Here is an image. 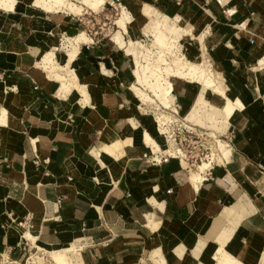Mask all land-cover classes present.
Wrapping results in <instances>:
<instances>
[{
    "label": "crops",
    "instance_id": "1",
    "mask_svg": "<svg viewBox=\"0 0 264 264\" xmlns=\"http://www.w3.org/2000/svg\"><path fill=\"white\" fill-rule=\"evenodd\" d=\"M148 1L127 0V5L138 9L147 3L149 12H140L149 18L145 28L159 21L172 26L180 58L210 69L229 98L245 97L243 107L226 120L234 133L223 152L226 160L216 163L212 179L198 180L193 191L176 157L150 163L145 143L160 148L143 128L148 117L133 116L135 98L140 101L132 87L139 85L137 78L135 83L124 79L106 55L99 56V47L82 45L91 40L87 36L72 61L75 82L86 95L58 93L56 80L39 65L48 52L64 55L52 44L58 37L53 21H44L46 15L36 9L16 13L15 3L12 10L0 8L5 92L0 93V114L6 111L13 134L0 131V253L8 259L21 253L26 240L34 242L18 226L28 215L38 250L73 248L72 264H214L219 247L246 264H264V0ZM32 4L50 12L36 0ZM153 5L172 17H159ZM186 36L199 48L186 44L180 53L179 39ZM169 79L172 89L175 80L185 82L192 97L181 116L211 123L212 116L196 101L203 93L208 104L220 106L223 95L204 89L195 78ZM18 94L30 96L26 105L5 108V96ZM172 96L171 91L170 106ZM193 106L198 109L192 111ZM120 114L133 121L134 129L129 142L115 146L125 123L114 118Z\"/></svg>",
    "mask_w": 264,
    "mask_h": 264
},
{
    "label": "rangeland",
    "instance_id": "2",
    "mask_svg": "<svg viewBox=\"0 0 264 264\" xmlns=\"http://www.w3.org/2000/svg\"><path fill=\"white\" fill-rule=\"evenodd\" d=\"M69 1L74 3V7L79 8V10H71L68 6L59 4L53 5L49 9L44 7L45 9L50 10L49 12L34 6L32 4V0H15V2H13V7L15 3L14 11L21 14L25 13L26 15L27 12H33V9H36L37 14L46 15L45 17H43L44 21L48 19H51L53 21V32L54 34L58 33V37L56 38V42L52 44L54 46H58L59 49L56 50L57 53H64V55L62 56L64 62H68L67 54L70 51L71 36L77 32H82L85 37L88 36L91 38L90 41L82 45L99 47V49H101L102 51V54H99V56L106 55V60L110 61L112 65L115 64L114 66L117 69L116 73L121 74L124 79L132 83L136 82V74L134 75L133 69L135 67L134 62L137 59V61H139V64H141V71H146L147 76L152 71H155L156 74L160 72V75H162V77H165L167 76V73L171 72V70H168V68L174 69V66L172 65L174 64L173 60L180 58L179 54L177 53V38L174 37L170 31V28L173 29V27L166 24V22H150V25L145 28V25L149 22L148 16L142 15L140 13V7L136 9L134 7L128 6L127 0H106V2L99 8H93L91 6L88 7L82 4L79 0ZM147 2L149 1L147 0ZM214 2H216V0L204 1L206 5H211ZM153 7L159 12V17H162L165 14L169 18L172 17V15L167 13L166 11H160L156 5H153ZM54 9H58L59 11L53 12ZM123 9L124 11L128 12V15L131 16L133 21L130 22L127 28V32L122 31L121 28H119L117 25V20L120 16H122ZM0 12H4V10L0 9ZM66 20L69 22L66 23ZM151 24H154V29L151 28ZM177 24L182 25V21H179ZM44 29L46 30V28ZM151 34H153V36ZM111 38L119 46L125 47V50H127L131 46L133 49L130 48V50L128 49L129 51H126L128 53L130 52L129 55L124 51V49L119 48L115 43H113ZM87 40L89 39L87 38ZM130 41L132 43H129ZM179 41L180 44H182V46L178 48L180 53L185 52L186 44H190L196 49L199 48L198 41L195 39H190L187 36L181 37ZM78 47L79 46H77V48ZM133 50H135L134 53L135 55L137 54L136 56L134 54H131V51L133 53ZM55 56L56 54L53 53L51 56V58L53 57L52 62L50 64L47 65L42 62L39 65H41L42 68L43 65H47L48 68H46V70L49 71V74H51L52 78L56 81L58 77L55 74L57 73L68 80L70 74L68 63L63 66L64 63L59 60V55H57V58L54 59ZM210 56L212 55L210 54ZM36 58L37 61L40 60L39 55ZM210 62L212 63L211 60ZM142 66L144 68H142ZM39 70L42 69L39 68ZM166 70L169 72H165ZM113 76L114 75L110 74V77ZM168 77L171 78L173 76ZM153 78L150 75L149 78H145L147 80L145 82H140V80H138L137 78L139 85L135 86L136 88H138L135 90H137L136 93L138 94L140 101L135 98V101L137 102L136 104L138 105L134 106L133 116H135L136 114L137 119H139V117H143L142 114L148 117L150 122L149 124H147V127L143 128H145L149 132V134L156 140L159 145L160 149H154V153L159 152L164 155L162 161L163 159H165V157H167L166 155L169 153L165 152V149L162 147L160 140H158V138H156L152 133L154 131V127H158L162 130V134L160 135L159 133L157 135L163 141L164 145L165 141L162 136L165 137L172 155H178V157H180L184 161V164H182L184 167V176L187 177L191 172H194L197 169V165L201 164L203 161H210L213 165H215L216 163L220 164L221 160L219 155L225 158V153H223L221 149H219L218 151L216 140L219 139L221 140V143L230 144L234 135V133L232 134L229 130H227L226 120H216L211 121V123L207 121L209 119L206 120L205 118L201 120H193L199 125L187 122L180 114V112L182 110H185L186 106L190 105L192 102V97L189 95V93H187V90L184 87L185 82L180 80L174 81V86L172 89V93L174 96L172 107L176 109L175 113V110H172L171 108L162 107V105H160L162 104V102L160 103L159 98L154 94H151L153 92L151 91V87L147 86V82L156 81ZM123 89L125 90V92L131 93V95L134 96L130 89ZM138 91L143 94V97H145L144 99L139 95ZM162 115L169 116V120L165 121L166 124L164 126L160 124V122H158L156 119V116ZM120 116L122 117V114L118 115L117 117L114 116V118L121 122L125 121V119H123V117L121 118ZM184 129H188L189 132L186 130L184 132ZM109 140H111V138ZM227 148L230 149L229 145L227 146ZM146 149L147 150L145 151L144 158L151 163V157L153 156V154L150 155V147H147ZM37 161L38 163L34 162L35 165H38L40 163L38 159ZM27 217L28 222L23 228V231H29L31 233V218L28 215ZM33 240L37 244V239ZM34 242H32L29 246H24V248H22L21 250V253H19V255L16 254L12 259H8L6 254L4 252H1L0 264H72V254L75 252L73 248H60L58 251L57 249L55 251L47 250V252H49L48 257V253L44 251L45 247L42 248L43 251L38 250L39 248ZM60 250L62 253L60 252ZM59 253H61L63 256H59ZM49 259H51V261L53 262L51 263ZM67 259L68 261H66ZM12 260H14L15 262H12Z\"/></svg>",
    "mask_w": 264,
    "mask_h": 264
},
{
    "label": "bare ground",
    "instance_id": "3",
    "mask_svg": "<svg viewBox=\"0 0 264 264\" xmlns=\"http://www.w3.org/2000/svg\"><path fill=\"white\" fill-rule=\"evenodd\" d=\"M82 4L86 5V6H91L93 8H99L102 4H104L106 2V0H79ZM13 2L14 0H0V8H3L5 10L7 9H12L13 8ZM36 3L37 4H40L42 5L43 7L45 8H51L53 5H66L68 6L71 10H79V8H75V4L72 3L71 1L69 0H36ZM149 5L145 2H142L141 6H140V12H143V13H148L149 12ZM162 8V7H161ZM208 13V12H207ZM210 15V14H209ZM167 17V16H166ZM179 17V16H178ZM130 22H133L132 19L129 17L128 15V12L124 11V9L122 10V16H120L117 20V25L119 28H121L122 31L124 32H127V28L130 24ZM160 25V24H159ZM244 25H246L244 23ZM246 27V26H245ZM187 28V27H186ZM189 29V28H188ZM170 31H173L172 28H170ZM184 31V30H183ZM190 31V30H189ZM186 32V31H185ZM205 33V32H204ZM203 37V36H202ZM86 37L82 34V32H77L76 34L72 35L71 36V41H70V51L68 52L67 54V57H68V62H64L63 60V57L59 55V60H61L62 63H64L63 66H65L66 63H68V67L70 68L69 72V78L68 80L62 75L60 74H55L58 78H57V81H56V87H55V90L56 91H60L61 89L65 92V93H68L69 95H71V93L73 91L77 92V93H85L86 95V92L82 90V88H80L78 85H77V82H75V72L72 68V61L73 59L75 58L76 54H77V46H80V44L84 41H86ZM119 41V40H118ZM129 43H132L131 41ZM128 45H131V44H128ZM128 45H127V48H128ZM232 45V44H231ZM133 46V45H132ZM130 48H132L130 46ZM130 48H128L130 50ZM126 49V48H125ZM127 49V50H128ZM133 49V48H132ZM204 49V48H203ZM125 50V52L127 51ZM128 50V51H129ZM135 50H133V53L131 51V54H134L135 55ZM128 53V52H127ZM130 53V52H129ZM50 55V56H49ZM137 55V54H136ZM135 55V56H136ZM52 54H50L49 52L46 53L43 57V63L45 64H50L52 62V58H51ZM133 57V55H132ZM137 59V58H136ZM134 60V59H133ZM138 60V59H137ZM135 60L134 62V73L136 74V78H138V80H140V82H145L147 81L145 78H149L150 75L151 77L156 80V81H151V82H147V86L151 87V91L153 93L151 94H154L155 96H157L160 100V103L162 102V107L164 108H171L172 110H174L175 108L170 106L168 104V96H170L171 94V91H172V83H171V79H169L168 76H184V77H191V78H195L196 81L199 80L201 81V83L203 84L204 86V89L206 88H211L215 91H217L218 93L222 94L223 95V101H220L222 102L220 106H215L213 104H208L207 100L205 99L203 93H200L197 101H196V105L197 104H201L203 105V110L206 112V113H209L211 116H212V119L213 121H216V120H228V118L233 114L234 110L236 108H240V107H243V104H244V99L245 97L243 96V94L240 96H236L235 98L231 99L229 98L228 96L225 95V91H223L222 89H220L219 86L216 85L215 83V79H216V76H213L211 74L212 71H210V69H208L207 67H203V66H199L197 64H195L194 62H190V61H187V60H184L183 58H178V59H175L173 60L174 61V64H172L174 67V69H169L168 70H171L170 73H167V76H163L160 75L161 73L158 72L157 74L155 73V71H152L148 76H147V73L146 71H141V64H139V61ZM161 60V59H160ZM204 62V60H203ZM234 62V61H233ZM205 64V63H203ZM45 66L43 65V69L46 70V68H48V66ZM210 65V64H209ZM156 66V65H155ZM170 66V65H169ZM149 67V66H148ZM162 67V66H161ZM171 67V66H170ZM142 68H144L142 66ZM210 68V67H209ZM161 69V68H160ZM167 69V68H166ZM154 70V69H153ZM165 70V69H163ZM162 70V71H163ZM47 71V70H46ZM151 71V70H150ZM157 71V69H156ZM160 71V70H158ZM256 71V70H255ZM165 72H169V71H165ZM257 72V71H256ZM237 73V72H236ZM251 73V72H250ZM163 74V73H162ZM51 76V75H50ZM235 76V75H233ZM215 77V79H214ZM257 77V76H256ZM63 79V80H61ZM187 79V78H186ZM184 80V79H183ZM65 81V82H64ZM188 81V80H187ZM258 83V82H257ZM239 84V82H238ZM129 85V84H128ZM235 86V85H233ZM134 91L137 92V90L135 89H138L136 88L135 86H132ZM192 87V86H191ZM235 88V87H233ZM132 89V88H131ZM200 89V88H199ZM150 90V89H149ZM238 90V89H237ZM227 91V90H226ZM259 91V90H258ZM0 93L2 94H5L4 92V88L1 87L0 85ZM139 95L144 99L145 97H143V94H141V92H139ZM136 94V93H135ZM145 94V93H144ZM138 95V94H137ZM153 95V96H154ZM228 95V94H227ZM255 95V94H254ZM197 96V95H196ZM216 96V95H215ZM233 96V95H231ZM80 97V96H79ZM136 97H139V96H136ZM173 97V96H172ZM149 98V97H148ZM156 98V97H154ZM157 98V99H158ZM255 98V97H254ZM30 99V96L28 94H18V95H15L14 97H11V98H7L5 96L4 98V103H5V108H9L10 109L12 107H24L27 103V101H29ZM173 99V98H172ZM215 100V98H214ZM253 101V100H252ZM171 102V101H170ZM215 103V102H214ZM261 103V102H260ZM164 104V105H163ZM250 105V104H249ZM249 107V106H248ZM247 107V108H248ZM255 108V107H254ZM253 108V109H254ZM192 111L194 109H198V107H191ZM249 109V108H248ZM251 109V108H250ZM258 109V108H257ZM247 110V109H245ZM254 111V110H253ZM6 111H4L2 114H0V131L2 129H6L8 130V134L10 137L13 136L12 134V130L8 128L7 126V121H6V117L4 115ZM247 113V112H246ZM183 117V116H182ZM184 120H186L187 122H190V123H193L195 125H199L198 123L194 122V121H190L188 119H186L185 117H183ZM156 119L158 122L161 123H164L165 121L169 120V116H166V115H162V116H156ZM230 120V118H229ZM108 122V121H107ZM57 122H53V125H56ZM121 124V123H120ZM228 124V123H227ZM226 124V126H227ZM133 129H134V123L132 120H127V122L124 123L123 127L121 128V131L119 132V136L118 138L113 142V144L116 146V145H119L120 143H122L123 141H130L131 137H132V133H133ZM156 129V134H159L160 135L162 134V130L158 127H155ZM144 135V134H143ZM144 140L146 138V141L148 144L150 143H153L154 144V140L152 139V137L148 134H145L144 135ZM164 141H165V145H164V149H165V152H169L170 154H172L171 150H170V147L167 145V142H166V139L164 136H162ZM145 141V142H146ZM126 142V143H128ZM217 142V148H218V151L219 149H221L222 152L225 151V149L227 148L228 146V143H221V140L217 139L216 140ZM220 147V148H219ZM150 149H153L152 147H150ZM159 150V149H157ZM122 151V150H121ZM220 153V152H219ZM220 157V160L221 162H224V160H226L224 157H222L221 155H219ZM182 164H184V161L182 160L181 161ZM210 166V161H203L201 164H198L197 165V169L194 171V172H191L189 174V177H188V183L190 185V189L193 191L194 188L197 186V182H199L198 180L200 178L203 177V173L205 172V170ZM201 180V179H200ZM201 182V181H200ZM41 200V199H40ZM42 209V208H41ZM41 215V214H39ZM38 215V216H39ZM43 216V214H42ZM155 224V223H154ZM27 236L30 237V238H33V239H36V237L31 234L29 231H27ZM34 241V240H33ZM61 247H58L57 248V251L60 249ZM65 249V248H64ZM68 249V248H67ZM55 251V250H54ZM67 251V250H66ZM61 252V250H60ZM62 253V252H61ZM61 253H59V256H63ZM215 258V263L214 264H246L244 262H242L241 260L237 259L236 257H234L233 255H230L229 253H227L225 250H223V248L219 247L216 251V254L213 256ZM263 257V260H264V255L262 256ZM68 261V259L66 260ZM197 263V262H196ZM198 264H204V263H198Z\"/></svg>",
    "mask_w": 264,
    "mask_h": 264
},
{
    "label": "built area",
    "instance_id": "4",
    "mask_svg": "<svg viewBox=\"0 0 264 264\" xmlns=\"http://www.w3.org/2000/svg\"><path fill=\"white\" fill-rule=\"evenodd\" d=\"M174 110H175L174 112L176 113V109H174ZM161 124L164 126L166 123L164 122V123H161ZM185 130L188 131V129H184V132H185ZM145 146L148 147V145L146 143H145ZM152 154H153V156L151 157V163L152 164L161 163L162 158H163L164 155H162L159 152L158 153H154V151L151 149L150 155H152ZM166 156L167 157H165V159H167L169 157H176V158L179 159V161H182V159L180 157H178V155H172V154L168 153ZM35 163H38V161H35ZM213 166L214 165L210 162V166L206 169L205 173H203V177H202L201 181L212 179L211 170H212ZM27 222H28V217H24L21 221L18 222V226L21 227V228H24L26 226ZM23 245L24 246H29L28 243H27V240L23 243Z\"/></svg>",
    "mask_w": 264,
    "mask_h": 264
}]
</instances>
